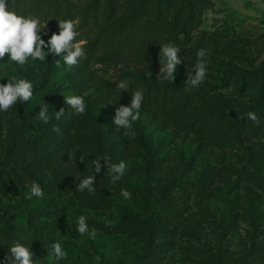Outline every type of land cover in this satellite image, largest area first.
<instances>
[{"label":"rangeland","instance_id":"1","mask_svg":"<svg viewBox=\"0 0 264 264\" xmlns=\"http://www.w3.org/2000/svg\"><path fill=\"white\" fill-rule=\"evenodd\" d=\"M136 2L121 0L120 11L109 19L101 13L96 20L88 17L86 24L74 19L79 21L77 40H85L86 46L99 39L100 45L92 52L84 50L86 58L71 70L64 53H49L45 61L29 58L24 66L9 61L7 54L0 60V84L12 75L33 84L29 102L0 111V220L16 224L32 210L36 239L31 242L17 233L15 242L30 248L34 264H50L48 253L55 242L67 252L59 264H264V137L241 148L219 145L206 127L199 132L200 123L190 124L195 117L166 114V107L143 103L129 135L114 123L116 109L130 105L136 90L145 94L155 86L171 93L180 84L186 89L174 91L167 107L172 110L181 96L198 90L187 83L194 73L180 72L182 63L172 83L157 78L152 60H157L164 40L144 50L150 63L128 48L119 54L108 47L107 37L116 28L113 21ZM78 5L85 11L83 2ZM152 19L147 15L145 21ZM262 19L264 0H204L187 48L195 50L200 41L217 34L242 48V22L258 23L264 32ZM45 23L41 38L47 43L59 28ZM203 50L209 54L206 46ZM258 60L256 65L264 61ZM205 63L201 84L212 96L234 111L257 105L256 91L232 75L235 65L247 70L242 63L219 51ZM123 80L129 81V90L121 92L116 83ZM69 95L84 98V114H74L66 104L64 96ZM44 102L48 123L38 117ZM61 109L64 114L57 120L55 112ZM57 127L58 132L53 130ZM105 157L109 164L125 162L123 178L113 184L105 166L96 174L95 194L79 191L81 180L94 175L91 161ZM24 173L40 180L43 198H26L33 182ZM121 189L131 199L125 200ZM80 215L87 217L89 230H96L95 239L77 232ZM14 243L0 241V264H8Z\"/></svg>","mask_w":264,"mask_h":264},{"label":"trees","instance_id":"2","mask_svg":"<svg viewBox=\"0 0 264 264\" xmlns=\"http://www.w3.org/2000/svg\"><path fill=\"white\" fill-rule=\"evenodd\" d=\"M80 1L84 3L85 11L83 7H79ZM136 3L129 12L113 21L116 28L107 37L109 48L118 50L119 54L128 48L129 52L132 51L141 60L147 59L150 63V57L143 54L144 50L148 45L164 40V44L171 43L180 49L178 54L182 59V65L179 66V70L187 75L188 72L195 73L197 53L206 46L209 54H205L204 62L208 56L219 51L242 63L247 70L242 71L235 65L232 68V75L243 82V87L254 89L259 97L256 106L250 108L242 106L234 111L217 96H212L211 92L200 84L196 92L181 96L177 110L168 109L169 103L173 101L174 91L177 88L182 89V92L186 89L177 84L171 93L165 88L149 87L143 94L142 103L155 109L166 107V114L177 111L180 115L188 114L195 117L190 124L200 123L199 132L206 127L207 135L213 134L215 142L219 145L227 144L241 148L246 143L251 144L255 139L264 137V61L256 65L259 61L258 56L251 49L239 48L219 34L209 37L204 42L200 41L195 50L190 51L187 48L192 32L200 24L204 0H137ZM120 4L121 0H9L10 9L18 14L36 16L42 22L46 21L57 27L58 20L81 19L82 24H86L88 17L96 20L99 13L109 19L120 11ZM147 15L153 17L151 22L145 21ZM98 45L100 40L95 39L84 46V50L92 52ZM157 57V60H152L156 71L160 69L158 54ZM248 112H254L260 123L256 124L248 120L246 118ZM13 148H18L17 142H14ZM24 174L32 182L41 184L40 180L31 173ZM26 212L28 214L21 215L16 224H11L8 220H0V241L11 245L17 240V233L24 234L31 242L36 239L38 231L34 228L30 217L32 210Z\"/></svg>","mask_w":264,"mask_h":264},{"label":"clouds","instance_id":"3","mask_svg":"<svg viewBox=\"0 0 264 264\" xmlns=\"http://www.w3.org/2000/svg\"><path fill=\"white\" fill-rule=\"evenodd\" d=\"M78 20L63 19L58 20V33H53L48 39L47 43L41 38V33L45 31L47 25L45 21L42 24L39 17L36 16H24L10 9L9 0H0V60L5 55L9 56V61L14 62L19 66H24L28 59L31 58L34 61H45L49 53L62 56L64 64L69 70L78 64L79 60L85 59L86 54L84 51V45L86 41L83 39L77 40L79 32L77 31ZM47 48L48 51H43ZM180 49L171 43L160 46V69L157 78L161 81L173 82L177 74V66L182 63V59L179 56ZM205 50L201 49L197 53L198 61L195 65L194 75L187 77V83L192 88H198L200 84L205 80L207 75L206 63L203 58L205 56ZM57 64L59 61L56 62ZM7 84H0V111L7 112L17 102L27 103L33 97V84L30 80L24 78H17L16 75L10 76L7 79ZM116 88L121 92L129 90V81L123 80L116 83ZM143 89L136 90L131 94L130 105L120 106L116 109L114 116V123L117 128L125 130V135H129L130 130L133 127V123L139 119V110L143 101ZM66 104L71 107L74 114H84L86 111V104L84 98L80 95L64 96ZM47 103L40 105V111L38 117L44 123H48L50 117L48 115ZM64 114V109L55 112V118L59 120ZM246 118L252 122L259 124L260 121L254 112H248ZM54 131L60 129L54 128ZM85 157L81 156L79 161L84 163ZM104 161V164H101ZM94 166V175H89L82 179L78 185L79 191L85 189L90 194H95V188L93 187L96 180V174L101 172V168H108V172L111 176V181L115 184L121 180L126 170V164L124 161L118 164H109L108 158L103 160L95 159L91 161V167ZM121 196L125 200L131 199V193L126 189H121ZM32 197L43 198L44 192L39 183L33 182L30 186V193L26 198ZM110 225L111 222L106 221ZM77 232L84 236L89 235V238L95 239L97 236L96 230L93 228L89 230L87 217L80 215L77 219ZM9 255L6 257L8 264H34V253L29 247L20 242H15L9 249ZM50 264H59V261L67 258V252L63 249L60 242H55L51 245V252L48 253ZM98 259V257H97Z\"/></svg>","mask_w":264,"mask_h":264},{"label":"crops","instance_id":"4","mask_svg":"<svg viewBox=\"0 0 264 264\" xmlns=\"http://www.w3.org/2000/svg\"><path fill=\"white\" fill-rule=\"evenodd\" d=\"M239 30L242 32V48L251 49L258 57L264 60V32L260 29L258 23L243 21Z\"/></svg>","mask_w":264,"mask_h":264}]
</instances>
